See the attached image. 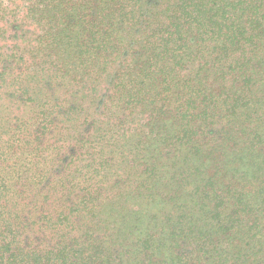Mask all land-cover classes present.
I'll list each match as a JSON object with an SVG mask.
<instances>
[{
    "label": "trees",
    "instance_id": "trees-1",
    "mask_svg": "<svg viewBox=\"0 0 264 264\" xmlns=\"http://www.w3.org/2000/svg\"><path fill=\"white\" fill-rule=\"evenodd\" d=\"M44 3L52 14L50 21L55 22L58 28L39 37L37 50H46L45 57L49 60L54 54L64 64L85 69L87 73L97 67L100 75L106 74L105 77L112 76L108 68L121 51L119 36L123 37L125 31L142 22L146 12H128L127 3L134 10L132 0H44ZM166 3L165 13L150 18L152 26H145L141 33L143 38L146 37L141 71L135 80L129 79L133 72L119 73L114 90L108 97L111 107L117 109L143 107L151 110L156 119L165 121L169 115L180 129L175 134L172 127H167L162 137L152 129L160 141L157 145L167 142L164 147L175 145L176 148L166 154L169 156L166 159L172 161L171 165H161L164 154L148 145L152 155L146 162L150 167L142 172L140 183L144 191L134 198L140 209L131 212L134 223L130 229L134 234L128 233L130 237L121 239L120 232L125 225L116 221L119 225L117 233L102 235L100 224L95 225L99 192L93 188L82 192L79 197V193L74 191L78 185L75 176L62 175L60 178H63L59 179L56 175L52 179L38 172L29 179L26 171L31 169L27 164L22 167L23 172L7 158L5 167L0 169V264H130L125 261L130 254L135 259L141 255L147 257L154 249L160 253V242L155 241L157 229L163 224L160 219L165 215L160 213L168 204L177 203L174 196L178 193L173 183L180 176H185V179L180 178L179 188L183 191L191 187L187 193L190 203L178 198L182 203L180 206L183 205L178 209L183 215L175 219L168 213L166 222L181 221L188 214L192 215L190 226L179 227L180 223L177 225L176 222L171 234L164 228L160 235L164 234L165 238L166 235L178 236L183 234L182 230L187 239L198 244L199 256L203 258L205 245V253L210 254L209 259L212 260L220 258L214 237L204 235L198 229L200 222L205 226V215H212L210 223L218 225L216 233L221 238L247 228L245 220H250L247 233L255 237L250 253L252 261L248 263L244 254L239 253L236 262L244 259L242 264H264V209H255L248 199L253 191L254 197L256 191L264 194V129L249 127V133L242 141L243 134L228 133L224 127L217 133L213 127L217 125L214 122L216 116H223V109L233 118L244 106H253L252 96L258 88L264 87V0H166ZM146 5L150 6L149 1ZM28 33L24 31L23 41H26ZM190 35L193 41L186 39ZM203 59L207 61L194 74L182 76L185 66ZM7 69L9 62L3 72ZM208 78L216 82L220 80L222 85H231L228 86L229 94L225 98L211 93L203 96L211 87L209 83L206 85ZM174 98L179 104L175 103L171 110L166 108L169 107L166 101ZM112 101L117 102L118 107L113 106ZM47 124L52 126L50 122ZM47 126L36 128L37 138L24 144L26 157L29 154L37 156L44 151L41 140L51 132ZM27 129L29 127L24 128ZM223 132L232 138L231 146L225 145ZM219 138L221 140L215 142L214 148H206L209 142L214 143ZM67 142L72 144L66 145ZM11 143L8 150L15 144L14 141ZM86 144L87 140L82 139L75 142L64 140L61 150L65 149L62 152L69 155L62 162L68 160L67 166H72L77 152ZM30 145L34 146L32 150H29ZM228 152L231 155H227ZM227 156L237 160H230L226 165L224 158ZM107 163V160H102L100 166L105 167ZM221 163V167L232 163L235 175L240 174L234 183H224L226 173L217 172ZM68 169L64 165L60 174ZM77 179L84 182L90 178L84 175ZM70 183L74 185L70 187ZM17 185L21 190H17ZM263 204L264 198H261L260 208ZM150 223L158 227H148L145 239H141L144 228ZM112 229L107 227L105 230ZM157 243L158 247H155ZM170 246L173 250L174 246ZM196 258L197 264H201V259ZM181 261L188 264L184 259Z\"/></svg>",
    "mask_w": 264,
    "mask_h": 264
},
{
    "label": "rangeland",
    "instance_id": "rangeland-1",
    "mask_svg": "<svg viewBox=\"0 0 264 264\" xmlns=\"http://www.w3.org/2000/svg\"><path fill=\"white\" fill-rule=\"evenodd\" d=\"M148 1L150 3L149 7L146 5ZM132 2H134V10L128 7L127 3L128 12L140 14V12L146 11L144 17L142 16L143 21L134 24V27L131 26L133 28L125 31L123 37L119 36L118 46L122 47L121 54L118 51L119 55H116V59H112L113 62L108 68L109 74L112 76L105 77L106 74L100 75L97 67L92 72L87 73L85 69L70 67L68 63L64 64L63 60L61 58L57 59L54 54L49 60L45 57L48 53L46 50H37L39 37L51 29L58 28L55 22L50 21L49 18L52 17V14H50L49 7L45 6L44 0H0V74L2 73L0 75V169L5 167L8 158L11 162H15L16 169H21L23 172L25 171L22 167L25 168V164H27L31 169L26 171L29 179H32L38 172L46 174L48 177L51 176L52 179L56 175L59 179L68 177L69 174L75 176V183L78 185L77 191H74L79 193V197L82 192H89L93 188H95V192H99L97 203L99 206L95 210V225L100 224L102 235H111L112 232L116 234L119 225H116L115 222L122 221L124 222L122 225H125V227L120 232L121 239H124V236L130 237L128 233L134 234L130 229L134 223L131 212L140 209L134 198L142 195L144 191V187L140 183L142 172L150 167L146 162L149 155H152V149H149L148 145H151L154 151L159 150L164 154L161 165H171L172 163L170 159H166L169 158V156L166 157V154H169L175 145L164 147L165 144H168L167 142L164 145H157L156 143L160 141L155 138L152 129L158 132L161 137L164 136L167 127H172L174 132L180 130L169 115L166 117L169 120L166 119L167 121H165L156 119L153 117V113L151 114V110L149 111L143 107L135 109L130 108V106L120 108L115 101H112V105L118 107V109L111 107L108 97L111 96L114 90V83L119 79V73L122 71L133 72L129 79L135 80V76L141 71L144 63L142 49L146 39V37L141 36L144 27L152 26V22H149L150 18H154L157 14H164L163 9L167 5L166 0H132ZM156 3L157 7H154ZM24 31L30 32L25 37L26 41L22 39ZM186 39L193 41L191 35ZM127 49L129 52H127ZM8 55H12V57L8 58ZM206 61V59L191 63L188 61L190 64L188 67H184L181 72L182 76L194 74ZM7 62H9V69L3 72ZM122 66H124V70ZM208 83L211 87L203 96L211 93L216 96L222 95L225 98L229 94L228 86L231 85L223 84V86L222 81L216 82L211 78L206 80V85ZM263 91L264 87L258 88L251 98L254 102L253 106H251L252 104L249 105L250 107L244 106L243 109L237 111V115L233 118L230 116L231 113L223 109V116L221 115L220 118L217 115L214 120L217 124L213 126L214 130L219 133L224 127L228 130V133L233 131L239 135L243 134L242 141H244V135L249 133V127H263L264 129ZM106 94L107 98H105ZM166 103L169 106H166V108L170 110L175 103L176 105L179 104L175 98L174 100L168 99ZM45 118L52 123V126L47 124ZM46 126L50 127L51 132L44 135L41 140L44 151L37 154V156L36 154H29L26 157L23 151L24 144L37 138V134L34 132L36 128ZM25 127H29V129L24 130ZM90 129L93 131L91 132ZM172 131L168 133L170 134ZM222 136L226 140L225 145L231 146L233 143L232 138L226 135L225 132L222 133ZM220 138L215 139L214 143L209 142L210 144L206 148L209 150L214 148L215 142L220 141ZM67 139L74 142L79 139H82V141L87 140V144L74 157L72 166H67L68 160L62 162L69 155V153L62 152L65 149L61 150L64 140ZM13 141L15 144L11 148L12 150H8ZM33 144L35 145V142ZM67 144H72V142H67ZM245 144L247 145L248 142H245ZM33 147L30 145L29 150H32ZM227 155H231V152H228ZM102 160L108 161L105 167L100 166ZM230 160L233 159L227 156L224 158V163L227 165ZM231 164L228 167H225L226 165L221 167V163L217 171L219 174L226 173L227 179L224 183L227 184L234 183L237 179L235 177L240 175H235V170ZM64 165L70 171L68 169L60 174L64 169ZM214 166L216 167V164ZM249 173L252 174L250 171ZM62 175L63 177L60 178ZM84 175L90 179L78 182L77 178ZM184 177H178L173 183L178 193L176 197L174 196L177 203L168 204L166 209L160 213L165 215L160 219L163 224L160 225L159 222L160 226L158 229L156 228L155 241L160 242V244L157 243L155 247H158V244L161 245V252L157 253L154 249V251L148 253L147 257L141 255L135 259L130 254L125 261L130 264H182L183 261L181 260L184 259L188 264H197L198 258L196 257H199L201 264H211L212 262L220 264L222 261L224 264H242L241 262L244 259L236 262L238 254L241 253L244 254L245 260L250 263L252 261L251 246L255 243V237H252V233H247L250 220H245L247 228H242L237 233H230L221 238L216 233L218 225L214 222L210 223L212 215H205V226L202 224L203 222H200L198 229L201 233L204 232V235L214 237L213 240H215L214 243L218 247L217 252L220 253V258L217 257L212 260L209 259L210 254L205 253V245L203 246V258H201L197 252L198 244L187 239L182 230L181 233L183 234L178 236L168 237L166 235L165 238L164 234L160 235L164 228L165 232L171 234L177 222H166L168 213L173 214L174 218L178 219L183 215L181 214L182 210L178 209L183 208V205L180 206L182 204L180 201L190 203L187 193L191 190V187L183 191L182 188H179L181 186L180 178L185 179ZM254 177L256 178V175ZM259 181L261 182L260 179ZM57 185L54 187H57ZM59 185H61V182ZM72 185L74 184H69L70 187ZM16 188L21 190L20 185H17ZM254 193L253 191L248 196L249 201L255 205V209L263 210L264 204L263 208H260L259 204L261 198H264V194L260 195L256 191L257 195L254 197ZM187 211L189 210L187 209ZM222 212L226 215L225 210H222ZM164 218L165 220H163ZM190 218H192V215L185 214L183 219L177 222V225L180 223L179 227L190 226ZM107 227H112L113 231L105 230ZM148 227L158 226L153 223L146 226L141 239H145L144 235L149 231ZM95 234L102 237L98 232H95ZM262 234H264V230ZM262 239L264 240V238ZM170 245L174 246L173 250Z\"/></svg>",
    "mask_w": 264,
    "mask_h": 264
}]
</instances>
